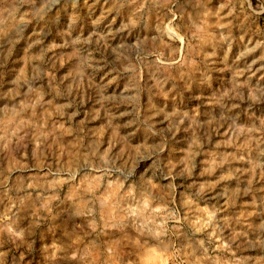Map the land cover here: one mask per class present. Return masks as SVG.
Instances as JSON below:
<instances>
[{
  "label": "rangeland",
  "instance_id": "374dc122",
  "mask_svg": "<svg viewBox=\"0 0 264 264\" xmlns=\"http://www.w3.org/2000/svg\"><path fill=\"white\" fill-rule=\"evenodd\" d=\"M0 264H264V0H0Z\"/></svg>",
  "mask_w": 264,
  "mask_h": 264
}]
</instances>
